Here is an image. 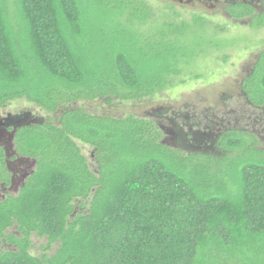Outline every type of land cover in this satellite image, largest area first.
Instances as JSON below:
<instances>
[{"label": "trees", "instance_id": "trees-1", "mask_svg": "<svg viewBox=\"0 0 264 264\" xmlns=\"http://www.w3.org/2000/svg\"><path fill=\"white\" fill-rule=\"evenodd\" d=\"M228 11L264 23L249 1ZM196 26L203 17H155L145 0H0V108L25 99L50 115L14 134L35 166L0 199V264H264V149L254 134L225 130L196 151L184 144L198 133L171 146L160 122L73 107L172 88ZM240 87L264 110V48ZM32 236L45 239L37 255Z\"/></svg>", "mask_w": 264, "mask_h": 264}, {"label": "rangeland", "instance_id": "rangeland-1", "mask_svg": "<svg viewBox=\"0 0 264 264\" xmlns=\"http://www.w3.org/2000/svg\"><path fill=\"white\" fill-rule=\"evenodd\" d=\"M145 1L153 8L155 17L167 13L187 22L191 21L193 14L204 18L205 26L192 27L184 39L187 50L192 54L190 61L183 63L184 72L172 88L150 98L124 102L114 100L111 103L101 99L79 101L73 107H82L94 115H134L160 122L168 131L165 134L171 146L180 145L178 137L198 133V140L193 143L189 140L184 146L196 151L208 149L217 133L243 130L254 134L258 140L257 147L264 149V110L251 106L240 87L257 54L264 48V23L256 27L251 25V17L235 19L230 15L229 6L244 0ZM250 2L255 13L264 11V0ZM180 79L183 82H179ZM22 113L38 120L50 116L25 99L12 101L0 108V118ZM79 146L89 167L94 170L91 148L82 143ZM18 189L19 183L10 189L11 195ZM31 239V252L37 255L45 239L36 236Z\"/></svg>", "mask_w": 264, "mask_h": 264}, {"label": "flooded vegetation", "instance_id": "flooded-vegetation-1", "mask_svg": "<svg viewBox=\"0 0 264 264\" xmlns=\"http://www.w3.org/2000/svg\"><path fill=\"white\" fill-rule=\"evenodd\" d=\"M250 1L251 0H249V2ZM244 2L248 1L244 0ZM42 121L43 119L38 120L28 113H22L15 116L7 115L4 118H0V152H2L6 168L5 177H8V182L3 181L0 177L1 198H4L7 194L11 195L10 189L18 183L20 189L26 178L32 173L35 166L34 159L20 155L14 148V134L24 125L36 124Z\"/></svg>", "mask_w": 264, "mask_h": 264}]
</instances>
